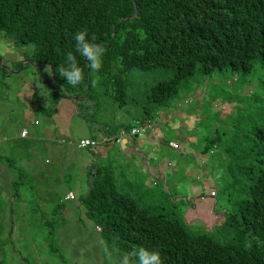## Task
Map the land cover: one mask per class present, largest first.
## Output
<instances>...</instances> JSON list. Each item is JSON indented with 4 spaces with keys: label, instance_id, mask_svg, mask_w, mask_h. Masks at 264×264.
<instances>
[{
    "label": "trees",
    "instance_id": "obj_1",
    "mask_svg": "<svg viewBox=\"0 0 264 264\" xmlns=\"http://www.w3.org/2000/svg\"><path fill=\"white\" fill-rule=\"evenodd\" d=\"M83 28L104 47L103 67L99 73L90 70L77 53L84 80L73 87L59 67L67 52L75 51L74 34ZM0 37L17 47L32 46L24 57L54 71L53 88L47 81L52 95L81 98L87 92L85 101L109 100L118 107L133 101L137 121L146 122L157 117L161 105L178 99L181 81L196 71L247 73L254 61L264 64V0H0ZM133 69L141 74L169 70L171 77L135 99L125 77ZM217 141L212 138L211 146ZM89 174L80 201L100 228L101 245H115V253L143 246L159 249L164 264H264L262 167L251 169L247 198L226 213L222 226L230 230L229 240L214 231L192 232L177 219L139 205L104 165L93 164ZM3 234L1 226L0 251Z\"/></svg>",
    "mask_w": 264,
    "mask_h": 264
},
{
    "label": "rangeland",
    "instance_id": "obj_2",
    "mask_svg": "<svg viewBox=\"0 0 264 264\" xmlns=\"http://www.w3.org/2000/svg\"><path fill=\"white\" fill-rule=\"evenodd\" d=\"M31 49L32 46L17 47L0 37V94L5 83L3 78L6 81L25 78L35 82L39 97L51 92L47 85L50 69L20 57ZM42 73L44 79L35 77ZM125 77L130 95L137 99L145 88L170 78L171 72L158 69L141 74L133 69L125 73ZM178 99L184 107L199 110L187 121L189 126L194 119L200 122L201 135L197 133L193 142L201 141L204 148L210 147L205 155L207 171L202 180L196 179L194 172L187 176L189 183L198 185V194L190 200V194L173 188L169 178L170 191L161 180L157 184L150 182L145 189L137 186V201L154 213L177 219L192 232L214 231L218 238L229 240L230 230L226 231L222 226L226 213L247 198L251 169L257 171L262 167L264 170V163L259 162L264 160V64L254 61L253 68L247 73L229 68L215 69L211 75L196 71L181 81ZM189 99L191 103H185ZM175 104L176 99L171 100L161 105L160 110L172 109ZM102 107L108 108L105 115L109 124L117 121L132 123L137 117V106L133 101L118 107L105 100L97 105L92 118L101 120L99 111ZM37 116L43 117L41 112ZM172 137V130L165 129L164 139ZM216 137L218 141L212 147L210 140ZM167 149L164 161L171 160L170 168L175 169L179 149ZM187 159L199 168L197 157L191 155ZM181 167L184 169L183 165ZM24 182L11 201L3 198L0 188V227L4 230L1 240L5 242L0 251V264H105L98 229L93 217L85 215V206L77 208L73 201L61 200L65 205L62 208L56 196L37 194L30 178ZM117 184L121 188L120 183ZM211 191L215 192L214 196L210 195ZM178 196L181 198L176 200ZM114 255L118 257L120 253L114 252ZM133 264L138 262L133 260Z\"/></svg>",
    "mask_w": 264,
    "mask_h": 264
},
{
    "label": "crops",
    "instance_id": "obj_3",
    "mask_svg": "<svg viewBox=\"0 0 264 264\" xmlns=\"http://www.w3.org/2000/svg\"><path fill=\"white\" fill-rule=\"evenodd\" d=\"M20 57L27 59L24 54ZM38 76L45 78L43 73ZM3 81L0 188L6 201H11L26 178H30L37 194L50 193L60 201H73V206L79 208L83 205L80 198L90 186L89 170L93 164L111 169L117 187L120 183L119 189L136 200H139L136 187L145 189L150 182L157 184L161 180L170 191L169 178L173 188L190 194V200L197 196L198 185L187 179L194 172L196 179L202 180L207 171L204 143L193 142L197 133L201 135L200 122L194 119L190 126L187 124L190 116L199 112L197 108L178 105L181 102L176 99L172 109L159 110L151 121L152 129L139 136H129L126 130L137 122L136 117L132 123L117 121L109 124L105 115L108 108L100 109L101 120L94 119L92 113L97 105L92 101L85 102L86 98L75 101L72 96L56 97L51 92L39 97L35 82L25 78L9 81L3 78ZM39 112L42 119L37 116ZM167 128L173 132L171 139H164ZM22 129L28 131L25 136L21 135ZM82 138L94 139L97 144L79 148L77 142ZM169 142H175L176 146H170ZM167 148L179 149L175 169L170 168L171 160L164 161ZM191 155L198 158V169L187 162ZM68 193L74 198H66ZM180 198L178 196L176 200ZM63 201L61 207L65 208Z\"/></svg>",
    "mask_w": 264,
    "mask_h": 264
},
{
    "label": "clouds",
    "instance_id": "obj_4",
    "mask_svg": "<svg viewBox=\"0 0 264 264\" xmlns=\"http://www.w3.org/2000/svg\"><path fill=\"white\" fill-rule=\"evenodd\" d=\"M75 51H68L65 63L59 67V73L66 78L68 84L73 87L84 80V71L77 59V53L87 61V67L99 73L103 67L105 49L95 42V37H89L87 28L80 29L74 34ZM103 254L105 264H133L132 258H137L138 264H164L159 249L139 247L131 251H124L118 257L114 255L116 246L109 242H103Z\"/></svg>",
    "mask_w": 264,
    "mask_h": 264
},
{
    "label": "built area",
    "instance_id": "obj_5",
    "mask_svg": "<svg viewBox=\"0 0 264 264\" xmlns=\"http://www.w3.org/2000/svg\"><path fill=\"white\" fill-rule=\"evenodd\" d=\"M191 100H185V103H189ZM178 105H181V103H178ZM35 123H37V121H35ZM153 128V122L151 121H146V122H136L133 126L129 127L128 130H126L127 134L129 136H139L141 134H144L147 130H150ZM28 133V131L26 129H22L21 131V135L25 136ZM97 141L94 139H89V138H82L80 140H78L77 142V146L79 148H85V147H90V146H96ZM169 145L172 147L176 146L175 142H169ZM211 196L215 195L214 191L210 192ZM66 198H71L73 199L74 196L72 193H68L66 195ZM96 228L99 230L100 228L98 226H96Z\"/></svg>",
    "mask_w": 264,
    "mask_h": 264
},
{
    "label": "water",
    "instance_id": "obj_6",
    "mask_svg": "<svg viewBox=\"0 0 264 264\" xmlns=\"http://www.w3.org/2000/svg\"><path fill=\"white\" fill-rule=\"evenodd\" d=\"M136 14V10H135V12H134V14L133 15H135ZM27 62H30V63H32V61L31 60H29V59H25ZM24 60V61H25ZM36 65H39V63H36ZM49 83H50V86L53 88V86H54V71L52 70V69H50V77H49ZM55 92H57L58 93V90L57 89H55ZM59 94V93H58ZM60 96H62L61 94H60ZM87 97V92L85 93V95H84V97L83 98H77V97H71L73 100H75V101H78V100H82V99H84V98H86Z\"/></svg>",
    "mask_w": 264,
    "mask_h": 264
}]
</instances>
